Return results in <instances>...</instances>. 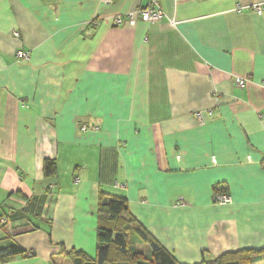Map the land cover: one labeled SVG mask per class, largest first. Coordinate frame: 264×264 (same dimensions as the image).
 <instances>
[{"label": "crops", "instance_id": "obj_1", "mask_svg": "<svg viewBox=\"0 0 264 264\" xmlns=\"http://www.w3.org/2000/svg\"><path fill=\"white\" fill-rule=\"evenodd\" d=\"M160 2L162 20L117 26L145 1L0 0V250L33 253L0 264L95 257L100 192L181 263L264 264V11L237 10L264 0Z\"/></svg>", "mask_w": 264, "mask_h": 264}, {"label": "trees", "instance_id": "obj_2", "mask_svg": "<svg viewBox=\"0 0 264 264\" xmlns=\"http://www.w3.org/2000/svg\"><path fill=\"white\" fill-rule=\"evenodd\" d=\"M44 172L47 177L57 174L55 159L44 160ZM128 200L122 195H108L100 192L98 214L100 224L97 227L96 256L90 257L83 252H71L74 264H184L156 238H154L128 211ZM6 219L3 217L1 220ZM148 243L152 249L147 255L137 249L136 244ZM262 250H239L225 253L212 260H203L196 264H251L256 253ZM31 252V251H30ZM19 245L0 250V258L6 261L16 254H27Z\"/></svg>", "mask_w": 264, "mask_h": 264}, {"label": "built area", "instance_id": "obj_3", "mask_svg": "<svg viewBox=\"0 0 264 264\" xmlns=\"http://www.w3.org/2000/svg\"><path fill=\"white\" fill-rule=\"evenodd\" d=\"M105 3L107 4H111L113 2H115L116 0H103ZM136 1H142V0H136ZM145 3L143 5H139L136 9L129 11L125 14V16L123 15H118L113 19V24L117 25V26H122L125 24L128 25H136V23L139 20L145 21V22H149V23H156L160 20H162L165 16L166 13L164 11V9L161 6V2L160 0H144ZM245 8H252L254 9L258 14H262L264 11V3H259V4H254L252 6H248V7H243L241 5L237 6V10L239 12L243 11ZM14 35L16 37H19V33L18 31L14 32ZM16 56L18 58H20L21 60H29L30 59V53L28 51H25L23 49H19L16 51ZM247 78H241L239 77L237 79V83L239 86L243 87L246 85L247 83ZM211 112V111H209ZM198 120L203 123V115L201 112H198L196 114ZM80 128L83 132H89V131H97L100 129V126L98 124H96L95 122H85L82 123L80 125ZM79 178H76V181H78ZM214 201L216 203H220V204H227L232 202V197L228 194H216L214 197ZM2 222H7L6 219H3ZM28 256L33 255L32 252L27 253Z\"/></svg>", "mask_w": 264, "mask_h": 264}, {"label": "rangeland", "instance_id": "obj_4", "mask_svg": "<svg viewBox=\"0 0 264 264\" xmlns=\"http://www.w3.org/2000/svg\"><path fill=\"white\" fill-rule=\"evenodd\" d=\"M136 247H137V245H136Z\"/></svg>", "mask_w": 264, "mask_h": 264}]
</instances>
